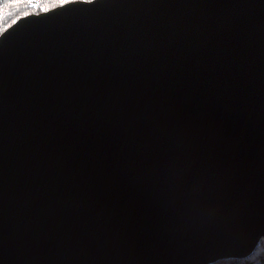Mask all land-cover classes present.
<instances>
[{"label":"water","instance_id":"obj_1","mask_svg":"<svg viewBox=\"0 0 264 264\" xmlns=\"http://www.w3.org/2000/svg\"><path fill=\"white\" fill-rule=\"evenodd\" d=\"M264 238V0H70L0 32V264H213Z\"/></svg>","mask_w":264,"mask_h":264},{"label":"trees","instance_id":"obj_2","mask_svg":"<svg viewBox=\"0 0 264 264\" xmlns=\"http://www.w3.org/2000/svg\"><path fill=\"white\" fill-rule=\"evenodd\" d=\"M53 0H0V32L17 18L28 13L45 11ZM55 6V5H54ZM213 264H264V238L252 255L246 258H228Z\"/></svg>","mask_w":264,"mask_h":264},{"label":"rangeland","instance_id":"obj_3","mask_svg":"<svg viewBox=\"0 0 264 264\" xmlns=\"http://www.w3.org/2000/svg\"><path fill=\"white\" fill-rule=\"evenodd\" d=\"M68 1H70V0H53V1L51 2V4H52L53 7H54V5L63 4V3L68 2ZM51 8H52V7H51ZM51 8H50V9H51ZM41 12H43V11H41Z\"/></svg>","mask_w":264,"mask_h":264}]
</instances>
